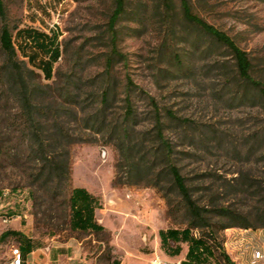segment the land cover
<instances>
[{"label": "rangeland", "instance_id": "374dc122", "mask_svg": "<svg viewBox=\"0 0 264 264\" xmlns=\"http://www.w3.org/2000/svg\"><path fill=\"white\" fill-rule=\"evenodd\" d=\"M1 1L0 31L9 27L33 97L27 113L18 85L2 71L0 48V210L11 215L0 221V235L13 230L31 239L40 256L50 254L40 264H178L187 244L167 256L158 231L185 227L186 213L175 192L169 207L146 185L150 161L156 171L164 167L151 97L170 159L197 203L212 210L210 221L220 219L215 209L224 206L250 225L219 234L235 264H251L252 250L264 251V95L238 76L230 51L184 18L180 0H125L112 29L114 0ZM188 2L233 39L251 61L252 78L264 83V0ZM20 29L57 35L60 57L50 78L27 62L34 50ZM39 140L48 157L67 159V177L45 182ZM123 140L128 162L116 146ZM75 186L99 198L95 216L102 230L70 227L68 197ZM13 246L20 247L17 235L0 239V264H7Z\"/></svg>", "mask_w": 264, "mask_h": 264}, {"label": "trees", "instance_id": "16d2710c", "mask_svg": "<svg viewBox=\"0 0 264 264\" xmlns=\"http://www.w3.org/2000/svg\"><path fill=\"white\" fill-rule=\"evenodd\" d=\"M169 2L165 1L166 9L170 8ZM180 5L185 19L198 26L216 42L225 46L230 51L235 60L238 76L258 89L260 94L264 95V83L253 79L251 76L252 64L247 54L227 34L216 29L193 13L188 0H180ZM124 7L125 0H114V9L108 21L110 29L113 28L118 17L123 13ZM4 13V6L0 0V16H4ZM17 34L19 36L23 35L24 45H29L34 50L30 54L25 55L27 56V62L39 68L45 78H50L53 64L60 57L57 35L54 33L47 35L46 33L33 29H20L17 31ZM111 39L114 41L113 35H111ZM0 48L4 53L2 71L18 85L21 105L28 111L32 106L33 89L26 83L21 72L26 62L18 59L14 38L6 24L2 26L0 31ZM39 53L42 56L37 59ZM116 54L112 52L111 58L117 56ZM107 63L110 64V60ZM106 97L107 92H105L103 97L104 102L107 100ZM149 100L154 111L155 136L159 142L160 157L164 161V167L156 171L155 161H150V164L146 167V185L156 188L162 194L169 207L170 193L175 192L179 197L178 205L184 209L187 216V225L185 227L181 229L167 228L158 231L161 249L167 256H177L182 250L181 243H186L187 249L184 257L180 260V264H210L211 259L219 261L220 264H235L226 252L223 245V238L219 233L229 227L250 228V225L236 219L238 217H235L234 211L224 206L215 209L216 213L214 215L220 219L218 221H210V213L212 210L197 203L192 196L191 188L187 184L186 177L181 173L177 164L170 159L172 149L170 143L163 135V122L161 121L157 103L151 97ZM126 112V117L131 116L132 110L129 102L126 103ZM27 113H32V110ZM166 114L169 119L179 120L170 111H166ZM127 136L128 132L124 126L121 138L125 140ZM124 140L116 146L119 147L121 160L128 162L127 151L122 147ZM37 150L41 156V172L45 173V182L60 181L63 176L67 177V159L56 160L55 158L48 157L41 140L37 141ZM156 155L157 150L154 151L153 157ZM163 175L168 177V181H163ZM100 205L99 198L86 188L75 186L70 189L68 197L70 227L81 231L102 230L103 227L97 222L95 216L96 210L100 208ZM262 226H264V222ZM8 234H15L19 237L23 260H25L26 255L30 251L37 247L31 239L25 237L19 231L12 230L3 232L0 235V239H3ZM115 264H118V262L115 261Z\"/></svg>", "mask_w": 264, "mask_h": 264}, {"label": "built area", "instance_id": "2783aa9c", "mask_svg": "<svg viewBox=\"0 0 264 264\" xmlns=\"http://www.w3.org/2000/svg\"><path fill=\"white\" fill-rule=\"evenodd\" d=\"M11 218V215L6 213L5 211L0 210V221L1 222H8ZM11 256L7 264H23V256L21 253V249L19 246L11 247ZM251 264H260L264 263V251L261 248H255L251 252L250 258ZM151 264H166L165 262L155 259L151 262Z\"/></svg>", "mask_w": 264, "mask_h": 264}, {"label": "crops", "instance_id": "0c3cea01", "mask_svg": "<svg viewBox=\"0 0 264 264\" xmlns=\"http://www.w3.org/2000/svg\"><path fill=\"white\" fill-rule=\"evenodd\" d=\"M6 212V211H5ZM259 233H258V231L256 232H254L253 233V235L255 236V237H259V235H258ZM255 240H257V239H255ZM259 245V244H258ZM40 254V248H38V249H36V248H34L32 251H30L27 255H26V258H25V260L23 261V264H40L41 263V261L43 262L45 259H47V260H49V253H45V256H40L39 255ZM178 264H180V261H179V263Z\"/></svg>", "mask_w": 264, "mask_h": 264}]
</instances>
